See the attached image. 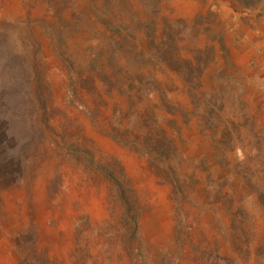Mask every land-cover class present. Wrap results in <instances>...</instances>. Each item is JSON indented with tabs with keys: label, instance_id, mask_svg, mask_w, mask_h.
Instances as JSON below:
<instances>
[{
	"label": "rangeland",
	"instance_id": "rangeland-1",
	"mask_svg": "<svg viewBox=\"0 0 264 264\" xmlns=\"http://www.w3.org/2000/svg\"><path fill=\"white\" fill-rule=\"evenodd\" d=\"M0 264H264V0H0Z\"/></svg>",
	"mask_w": 264,
	"mask_h": 264
}]
</instances>
